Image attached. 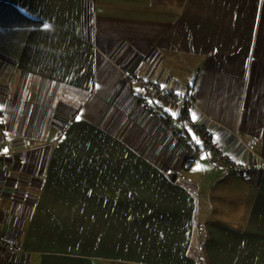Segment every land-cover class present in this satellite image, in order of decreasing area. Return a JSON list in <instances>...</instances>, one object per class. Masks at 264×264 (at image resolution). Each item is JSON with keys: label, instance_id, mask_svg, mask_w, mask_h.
<instances>
[{"label": "crops", "instance_id": "crops-1", "mask_svg": "<svg viewBox=\"0 0 264 264\" xmlns=\"http://www.w3.org/2000/svg\"><path fill=\"white\" fill-rule=\"evenodd\" d=\"M0 1L44 23L0 28L1 259L264 264V0ZM133 77L192 95L245 174Z\"/></svg>", "mask_w": 264, "mask_h": 264}, {"label": "built area", "instance_id": "built-area-1", "mask_svg": "<svg viewBox=\"0 0 264 264\" xmlns=\"http://www.w3.org/2000/svg\"><path fill=\"white\" fill-rule=\"evenodd\" d=\"M134 81L138 84L139 89L142 90L146 96H139L137 103H139V107L147 112L153 109V102H151L150 96H156L158 100L162 102L172 105L176 104L182 110V117L184 125L192 129L196 137H199L201 143L206 148V150L210 151L213 154L214 162L216 164L226 169L232 174L235 175H244L248 170V167L245 163L240 162L239 160H235L230 154L226 152V150L222 149L216 137H214L211 128L200 127L195 124L194 115L198 111V106L193 100L192 95H184L181 96L177 93L170 92L164 89L160 84L148 79V78H139L133 77ZM162 119L165 120L164 117ZM173 132L178 135V129L176 126L172 127ZM233 136L238 137L241 140V135L237 132L233 134ZM27 146L31 145V141L26 142ZM9 142L8 139L0 137V156H4L9 154ZM254 160L251 161L249 167L256 168L257 160L260 157L257 154H253ZM190 164H195L194 160L187 161ZM0 249L5 253L6 256L14 255L20 252V248L12 244L9 237L4 233H0ZM0 264H23L19 261L14 262L7 259L0 258Z\"/></svg>", "mask_w": 264, "mask_h": 264}, {"label": "trees", "instance_id": "trees-1", "mask_svg": "<svg viewBox=\"0 0 264 264\" xmlns=\"http://www.w3.org/2000/svg\"><path fill=\"white\" fill-rule=\"evenodd\" d=\"M44 23L27 17L20 9L8 2L0 1V28H38ZM183 119V117L181 116ZM198 148V147H197Z\"/></svg>", "mask_w": 264, "mask_h": 264}, {"label": "snow or ice", "instance_id": "snow-or-ice-1", "mask_svg": "<svg viewBox=\"0 0 264 264\" xmlns=\"http://www.w3.org/2000/svg\"><path fill=\"white\" fill-rule=\"evenodd\" d=\"M77 120H79V117H77Z\"/></svg>", "mask_w": 264, "mask_h": 264}, {"label": "rangeland", "instance_id": "rangeland-1", "mask_svg": "<svg viewBox=\"0 0 264 264\" xmlns=\"http://www.w3.org/2000/svg\"><path fill=\"white\" fill-rule=\"evenodd\" d=\"M195 136H196V134H195ZM197 159V158H196Z\"/></svg>", "mask_w": 264, "mask_h": 264}]
</instances>
